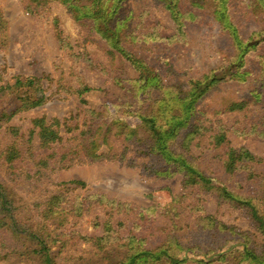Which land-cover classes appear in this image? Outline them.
I'll use <instances>...</instances> for the list:
<instances>
[{"label":"rangeland","instance_id":"1","mask_svg":"<svg viewBox=\"0 0 264 264\" xmlns=\"http://www.w3.org/2000/svg\"><path fill=\"white\" fill-rule=\"evenodd\" d=\"M30 4L0 0V112L22 104L24 94L12 89L18 78L37 79L45 96L1 123L0 183L20 232L0 227V264H41V242L55 264H126L161 250L183 264H257L248 251L264 261V234L249 209L221 196L225 187L264 214L263 4L229 0L240 38L258 42L238 70L249 77L239 81L232 74L239 52L212 14L214 0H180L182 28L159 0L118 2L121 44L161 77L160 86L140 81L139 71L61 0L33 5L34 12ZM215 74L222 80L199 101L192 126L159 144L173 152L170 161L186 158L189 175L152 151L141 116L167 127L176 100ZM84 87L95 90L80 96ZM241 102H248L244 110L231 111ZM45 128L59 138L45 141ZM100 128L109 131L106 141L89 157L81 141ZM13 146L21 155L6 163ZM230 150L256 160L228 172Z\"/></svg>","mask_w":264,"mask_h":264},{"label":"trees","instance_id":"2","mask_svg":"<svg viewBox=\"0 0 264 264\" xmlns=\"http://www.w3.org/2000/svg\"><path fill=\"white\" fill-rule=\"evenodd\" d=\"M53 0H29L31 3L29 9L31 12H34V9H39L41 7H46ZM65 5L68 6L70 12L74 15V18L83 23L86 27H90L91 30H95L98 34H100L104 39L107 40L108 45L110 46V50L113 54H119L120 56L127 59L140 73V81L152 83L154 86L159 85L161 77L154 73L155 71L147 65L143 60L137 58L129 52L122 44V34L120 33V27L117 26L116 21L118 19L120 6L117 5L118 2L121 3L123 0H61ZM163 2L166 6V9L169 10L173 20L179 27H183L185 15L182 13L180 9V0H159ZM264 6V0H259ZM193 6L197 5V2L191 1ZM229 0H214V11L213 16L217 22L222 26L223 29L230 31L231 36L233 38L234 44L237 47L239 52L237 56V61L233 64L234 71H232L233 77L235 79H239V81H246L249 77L248 71H242L241 73L238 71L241 68L245 67L246 57L249 54V51L255 49L258 45V42H245L243 41L239 34L236 26L232 23L230 16H228L229 11ZM35 6L32 10V6ZM258 5H254L253 7L248 6L245 10L247 15L253 14L252 11H257ZM190 16H193L191 14ZM88 21L92 23V25L88 24ZM59 40L62 44H65V40L61 37V33H58ZM264 41V39H263ZM154 46V44H151ZM238 71V72H237ZM151 77V78H150ZM222 80V77L219 75L206 76L201 81L193 82L192 88L186 95V98L176 100V106L179 108L176 109L177 113L172 114L168 120H166V126H161L158 124V117L156 116H141L144 120L145 124L150 130V137L153 141L152 151L160 156L170 167L175 168L176 170H181L189 174L193 171L192 168L188 167L186 163H189L186 158L183 156L172 158L170 161L168 159L167 153L173 155V152L169 150L168 146L166 149H161L159 144L163 139H166L167 142L173 141L178 132L187 127L192 126V121L197 113V105L199 101L203 99V97L208 93V91L218 84ZM160 86V85H159ZM12 89L16 90L18 94L21 92L24 94L22 104L17 106L14 110L9 112H0V128L1 123L4 120H10L13 116H15L20 110L28 109L33 106L40 105L45 96L40 89V84L37 79H22L18 78L13 85ZM95 89L90 87H84L81 91L78 92L80 96L83 94L91 93ZM180 97V96H179ZM254 98H258L257 96ZM21 99V97H20ZM246 104L248 102L234 103L231 107V111H242L246 108ZM107 125V123H104ZM110 128V127H108ZM104 128H100L95 131V133L91 134L90 137L84 138L81 141L80 151L87 153L89 157L95 155L99 147L103 142L106 141V136L109 131H104ZM45 132V141L51 142L58 139L57 132L53 130L43 129ZM118 134H123L121 129ZM217 145H221L225 143V135H219L215 138ZM21 153L19 148L10 147L5 153L4 162L13 163L19 157ZM256 159L246 150H230L228 152V160L226 163V170L228 172H234L238 164L240 162L251 161L254 162ZM42 163V161H41ZM185 168H183V167ZM169 173L168 171H166ZM77 185H83L81 182H75ZM223 198L235 202L241 206L249 209L250 214L254 221L257 223L259 230L264 234V214L257 208L256 205L252 203L251 200L240 199L229 192L227 188H223V192L221 195ZM0 227L9 228L15 233L20 232L18 230L19 223L15 218V214L12 210V205L9 201L8 195L3 184L0 183ZM18 230V231H17ZM41 248L37 251L41 255V264H55L51 255L49 254L48 248L44 245L43 242L40 243ZM246 255L252 262H256L257 264H264L258 256H256L253 252L248 251ZM150 261L158 262L163 264H183L186 260L178 259L175 256L171 255L166 250H161L158 252L152 251H144L138 253L137 255L131 257L126 264H148Z\"/></svg>","mask_w":264,"mask_h":264}]
</instances>
